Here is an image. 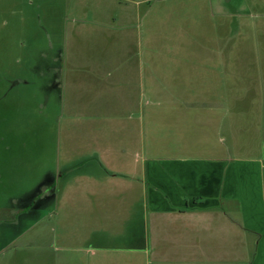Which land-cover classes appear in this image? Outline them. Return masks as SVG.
Listing matches in <instances>:
<instances>
[{"label": "rangeland", "instance_id": "374dc122", "mask_svg": "<svg viewBox=\"0 0 264 264\" xmlns=\"http://www.w3.org/2000/svg\"><path fill=\"white\" fill-rule=\"evenodd\" d=\"M113 15L126 18L115 24L155 36L162 82L178 86L172 93L182 96V79L177 73L176 83L169 71L190 73L188 92L197 102L162 103L160 113L221 119L214 151L236 140L243 156L248 140L264 143V0H0V264H69L64 259L80 248L96 251L89 243L90 221H83L88 208L100 202L84 197L92 187L83 173L93 111L73 94L68 75L70 65L81 73L87 63L105 68L118 62L107 57L113 38L102 27ZM69 99L76 100L71 110ZM111 118L103 119L112 123L107 133L118 127ZM164 119L148 120L143 130L141 140L154 139L152 154L141 153L145 159L209 156L193 145L198 133L184 128L171 137ZM219 137L224 142L217 149ZM126 202L114 199L115 215L105 217L110 238L119 223L117 208ZM106 260L103 254L98 264H110Z\"/></svg>", "mask_w": 264, "mask_h": 264}, {"label": "crops", "instance_id": "0c3cea01", "mask_svg": "<svg viewBox=\"0 0 264 264\" xmlns=\"http://www.w3.org/2000/svg\"><path fill=\"white\" fill-rule=\"evenodd\" d=\"M125 19L113 15L112 21L100 24L110 29L106 35L113 38L107 57L118 62L105 68L103 63H96L98 67L87 63L81 73L70 65L73 94L81 95L79 99L93 111L86 128L88 161L83 173L92 187L84 197L97 196L100 202L97 208L90 206L83 219L90 221L86 228L96 251L80 248L64 260L72 264L71 260L87 257L88 264H98L105 254L110 264H264V143L248 140L243 156H239L238 141L229 142L228 147L222 144L219 150L224 142L219 137L214 151L212 141L220 136L221 119L160 113L157 106L162 103L190 106L197 102L188 92L192 89L190 73L175 68L169 71L175 74L174 81L177 73L182 79V96L172 93L178 86L172 83L170 89L162 82V67L156 61L160 53L157 39L144 31L136 34L131 24H115ZM165 93L173 94L171 100L163 98ZM71 96L70 91L68 98ZM71 101L76 103L69 99L70 110ZM160 116L168 121L171 137L184 128L186 133H198L193 145L209 156L145 159L141 153L152 154L154 139L141 140L143 130L148 120ZM111 117L117 118L118 127L107 133L112 123L104 124L103 119L113 120ZM114 199L127 200V207L117 208L119 223L110 238L104 225L106 216L115 215ZM105 202L107 207L102 205ZM115 252L127 254L116 256Z\"/></svg>", "mask_w": 264, "mask_h": 264}]
</instances>
